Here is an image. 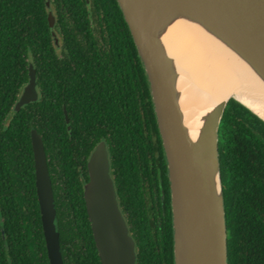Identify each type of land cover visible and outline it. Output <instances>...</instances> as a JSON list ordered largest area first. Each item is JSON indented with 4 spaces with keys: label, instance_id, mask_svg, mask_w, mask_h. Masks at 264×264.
<instances>
[{
    "label": "trees",
    "instance_id": "obj_1",
    "mask_svg": "<svg viewBox=\"0 0 264 264\" xmlns=\"http://www.w3.org/2000/svg\"><path fill=\"white\" fill-rule=\"evenodd\" d=\"M30 62L39 97L15 110ZM32 129L47 155L64 264H101L84 198L88 159L101 140L136 264H174L166 157L117 0H0V264H50ZM219 150L228 263L264 264V120L234 98L219 124Z\"/></svg>",
    "mask_w": 264,
    "mask_h": 264
},
{
    "label": "water",
    "instance_id": "obj_2",
    "mask_svg": "<svg viewBox=\"0 0 264 264\" xmlns=\"http://www.w3.org/2000/svg\"><path fill=\"white\" fill-rule=\"evenodd\" d=\"M145 69L171 192L174 264H229L219 124L234 98L264 120L257 107L230 94L207 108L194 135L185 121L180 80L182 70L168 51L167 38L175 28H194L217 46L228 49L264 88V0H117ZM48 6V21L55 23ZM178 26V27H177ZM56 45L58 35L52 30ZM184 78V77H183ZM189 79L188 86H194ZM39 97L36 69L14 109ZM36 189L50 264H64L47 155L41 135L31 131ZM84 184L88 217L101 264H136V243L122 213L110 171L109 154L99 142L88 159Z\"/></svg>",
    "mask_w": 264,
    "mask_h": 264
},
{
    "label": "bare ground",
    "instance_id": "obj_3",
    "mask_svg": "<svg viewBox=\"0 0 264 264\" xmlns=\"http://www.w3.org/2000/svg\"><path fill=\"white\" fill-rule=\"evenodd\" d=\"M180 27L170 32L167 45L183 73L182 108L192 134L198 132L204 111L230 94L252 106H264V88L228 49L195 28ZM189 79L194 80V86H188Z\"/></svg>",
    "mask_w": 264,
    "mask_h": 264
},
{
    "label": "flooded vegetation",
    "instance_id": "obj_4",
    "mask_svg": "<svg viewBox=\"0 0 264 264\" xmlns=\"http://www.w3.org/2000/svg\"><path fill=\"white\" fill-rule=\"evenodd\" d=\"M47 2H49V1H47ZM48 7V6H47ZM50 7H51V4H50ZM51 9H52V7H51ZM57 34V33H56ZM58 38H59V36H58ZM101 141H104L105 143H106V147H107V150H108V144H107V142L105 141V140H101ZM100 141V142H101ZM96 147V146H95ZM94 150V149H93ZM92 150V151H93ZM92 153V152H91ZM108 154H109V150H108ZM91 155V154H90ZM90 157V156H89ZM109 160H110V158H109ZM110 171H111V175H112V168H111V164H110ZM112 177H113V175H112ZM113 180H114V178H113Z\"/></svg>",
    "mask_w": 264,
    "mask_h": 264
}]
</instances>
